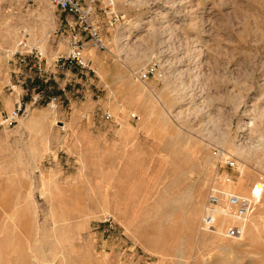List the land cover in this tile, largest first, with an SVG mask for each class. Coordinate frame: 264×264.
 <instances>
[{
  "label": "rangeland",
  "instance_id": "obj_1",
  "mask_svg": "<svg viewBox=\"0 0 264 264\" xmlns=\"http://www.w3.org/2000/svg\"><path fill=\"white\" fill-rule=\"evenodd\" d=\"M111 3L115 26L98 11L108 48L87 39L94 72L55 65L70 17L49 0H0V118L16 98L23 29L50 65L47 81L25 86L17 125L0 127V264H264V194L241 237L224 236L235 219L221 211L217 231L202 228L214 183L247 195L264 176V0ZM244 120L251 130L239 132ZM245 242L230 256L221 248Z\"/></svg>",
  "mask_w": 264,
  "mask_h": 264
},
{
  "label": "built area",
  "instance_id": "obj_2",
  "mask_svg": "<svg viewBox=\"0 0 264 264\" xmlns=\"http://www.w3.org/2000/svg\"><path fill=\"white\" fill-rule=\"evenodd\" d=\"M35 2V0H28ZM61 13L67 17L65 26L68 31L67 43L68 51L58 54L55 59V65L59 69L80 68L82 70L94 71L95 69L88 58L87 39L91 44L100 50L108 48L107 39L104 37L101 24L99 23V5H103L104 12L110 16L109 25L115 26L119 20V15L112 11L111 1L113 0H49ZM110 12V13H109ZM12 58L18 57L21 68L17 70V84L11 85L16 98L11 110L3 113L0 118V127H14L27 111L24 100L25 86L29 81L44 80L49 78V60L47 54L39 41H33L26 29L17 42L16 48L12 51ZM154 67L140 73L141 79H148ZM19 86H22L19 91ZM60 102V96L49 97L48 106L56 109ZM104 118L112 119V113L104 112ZM223 153H221L222 155ZM233 155V154H232ZM228 155L225 164L230 168H237L236 157ZM264 194V176L260 175L250 187L249 194H239L232 192L222 181L214 183L209 189L208 201L206 204V213L202 221V228L205 231H217L216 214L220 209H225L236 220L225 224L222 233L224 236L233 238L241 237L246 230L247 219L252 215L261 203ZM112 215L109 214L106 222H111Z\"/></svg>",
  "mask_w": 264,
  "mask_h": 264
},
{
  "label": "bare ground",
  "instance_id": "obj_3",
  "mask_svg": "<svg viewBox=\"0 0 264 264\" xmlns=\"http://www.w3.org/2000/svg\"><path fill=\"white\" fill-rule=\"evenodd\" d=\"M248 110H250V109H248ZM264 117V109L258 114V116H257V118H263ZM38 120V119H37ZM257 122V121H256ZM37 123V122H36ZM243 124L241 125V129H240V131L239 132H245L246 130H248V128H246V126H248L249 125V128H250V126H251V123H249V122H247V121H243L242 122ZM252 123H254V122H252ZM40 124V123H39ZM255 124V123H254ZM253 124V125H254ZM257 124V123H256ZM250 130H251V128H250ZM259 130V129H258ZM262 130V129H261ZM262 132V131H261ZM210 133V136L211 137H213V138H215L216 139V141L218 142V143H220V144H222V146L223 145H232V147H233V149L238 153V155L240 156V157H242V158H245V159H247L248 157H250V154H251V146H247V144H244V143H237L236 141H238L239 139H234V137H229V134H228V132H209ZM238 136H240V135H238ZM238 136H236V138L238 137ZM233 139V140H232ZM263 140V139H262ZM249 144V143H248ZM252 144V143H251ZM253 146V145H252ZM260 148V147H259ZM257 149V148H256ZM233 150V151H234ZM231 152V151H230ZM230 152H229V155H230ZM228 155H227V153L226 154H224V158L225 157H227ZM209 161V160H208ZM240 167V166H239ZM241 169V168H240ZM181 183V182H180ZM241 190L242 191H245V187L244 186H242L241 187ZM179 194H181V195H179L180 196V198H178L176 201H173L172 203L170 202L168 205V207H169V210H175L176 209V203L178 202V200H180L181 198H183L185 195V193H179ZM183 194V195H182ZM176 197H178V196H176ZM180 203V202H179ZM178 204V203H177ZM181 208V207H180ZM173 211H171V212H173ZM176 211V210H175ZM181 211V210H180ZM219 211H221L222 212V214H223V216L225 217V219L227 220L228 219V217H230L231 215H230V213L229 212H227V210H225V209H220ZM169 213V212H168ZM181 213V212H180ZM178 214V213H177ZM179 215V214H178ZM250 216H252V215H250ZM250 216L248 217V219L250 218ZM232 218H233V216H231ZM179 218V217H178ZM252 218V217H251ZM248 219H247V223H246V228H247V224H248ZM254 219V218H253ZM252 219V220H253ZM251 220V221H252ZM260 220H261V218H260ZM260 220L258 219V220H255L253 223H252V225L249 227V235H254V233L259 229V226H260ZM236 220H232L231 222H235ZM250 222V221H249ZM176 227V226H175ZM177 228V227H176ZM166 243V242H165ZM168 243V242H167ZM247 244V242H245V243H239L238 245H232V244H224V245H222L221 246V248H223V251H224V255L225 254H227L228 253V255L230 256L231 254L230 253H233L234 252V250L237 248V249H240V248H242L243 246H245ZM183 253V252H182ZM183 255V254H182ZM225 258H228V257H225ZM226 260V259H225ZM228 260H229V258H228ZM231 261V260H230ZM237 263V262H236ZM222 264H231V262H228V261H223V263Z\"/></svg>",
  "mask_w": 264,
  "mask_h": 264
}]
</instances>
